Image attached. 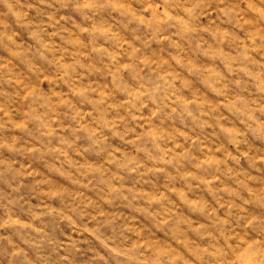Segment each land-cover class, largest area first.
<instances>
[{
	"label": "rangeland",
	"instance_id": "obj_1",
	"mask_svg": "<svg viewBox=\"0 0 264 264\" xmlns=\"http://www.w3.org/2000/svg\"><path fill=\"white\" fill-rule=\"evenodd\" d=\"M0 264H264V0H0Z\"/></svg>",
	"mask_w": 264,
	"mask_h": 264
},
{
	"label": "clouds",
	"instance_id": "obj_2",
	"mask_svg": "<svg viewBox=\"0 0 264 264\" xmlns=\"http://www.w3.org/2000/svg\"><path fill=\"white\" fill-rule=\"evenodd\" d=\"M81 7H84V8H88V7H91L90 4H82ZM195 7H198V5H193V7L191 9H186L185 11H187L189 14H191L192 10L195 8Z\"/></svg>",
	"mask_w": 264,
	"mask_h": 264
}]
</instances>
